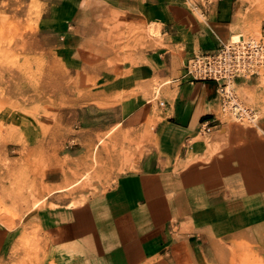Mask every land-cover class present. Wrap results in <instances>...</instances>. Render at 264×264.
I'll list each match as a JSON object with an SVG mask.
<instances>
[{"label":"crops","instance_id":"0c3cea01","mask_svg":"<svg viewBox=\"0 0 264 264\" xmlns=\"http://www.w3.org/2000/svg\"><path fill=\"white\" fill-rule=\"evenodd\" d=\"M41 2L40 34L49 48L65 56L76 48L73 44L89 21L101 15L95 5L160 24L159 45L145 53L151 77L144 84L149 88L153 76L167 81L155 107L148 102L132 109L122 104L97 108L111 110L112 121H89L90 134L119 127L120 133L148 135L144 140H111L127 147L125 157L106 154L103 140L88 136L84 144L95 145L98 172L107 169L96 192L73 205L63 199L67 189H55L13 227L0 221V264L28 254L34 264H144L153 259L162 264L227 263L246 250L264 260V135L233 124L220 134V124L209 125L219 109L216 82L181 77L193 55L213 51L227 40L233 1L200 6L201 16L180 0ZM66 58L73 60V55ZM235 84L256 99L262 96L259 76L236 78ZM204 124L210 131L207 140ZM82 152L67 153L65 166L88 167ZM62 182L58 170L45 174L50 187Z\"/></svg>","mask_w":264,"mask_h":264},{"label":"rangeland","instance_id":"374dc122","mask_svg":"<svg viewBox=\"0 0 264 264\" xmlns=\"http://www.w3.org/2000/svg\"><path fill=\"white\" fill-rule=\"evenodd\" d=\"M180 1L201 16L198 7L216 0ZM232 1L234 23L224 43L233 41L235 34L264 42V0ZM44 8L41 0H0V221L11 227L25 213L42 206L55 189H67L63 199H70L73 205L95 193L107 169L98 172L95 145L87 146L84 140L88 136L103 140L100 146L106 154L125 157L127 147L111 140H144L148 134L120 133L119 127L90 134L87 123L112 121V111L97 112L98 107L122 104L132 109L148 102L155 107L167 81L153 76L149 88L144 84L151 77L145 53L159 45L160 24L146 23L139 16L117 12L107 5H95L101 15L89 21L88 32H82L81 40L73 44L76 48L67 50L65 56L63 51L49 48L40 34ZM78 33L81 37V30ZM70 54L73 60L66 58ZM258 76L260 99L235 82L232 85L235 96L254 110V123L239 122L218 109L217 120L209 125L220 124V134H227L233 124L264 135V66ZM209 133L202 132L206 140ZM84 150L88 167L80 171L79 167L65 166L67 153L81 154ZM54 170L62 173L63 182L50 187L45 174ZM24 245L32 252L31 242L25 239ZM9 264L34 262L28 254ZM144 264L162 263L153 259ZM202 264H264V260L246 250L231 256L227 263Z\"/></svg>","mask_w":264,"mask_h":264},{"label":"built area","instance_id":"2783aa9c","mask_svg":"<svg viewBox=\"0 0 264 264\" xmlns=\"http://www.w3.org/2000/svg\"><path fill=\"white\" fill-rule=\"evenodd\" d=\"M264 66V42L254 38H243L238 41L222 43L217 49L193 55L185 66L182 78L189 81L213 80L216 82L219 97V111L229 114L239 122L254 123L255 112L244 105L227 88L236 78L251 77L259 74ZM217 120L214 115L212 121ZM203 131H209L204 124Z\"/></svg>","mask_w":264,"mask_h":264},{"label":"bare ground","instance_id":"6f19581e","mask_svg":"<svg viewBox=\"0 0 264 264\" xmlns=\"http://www.w3.org/2000/svg\"><path fill=\"white\" fill-rule=\"evenodd\" d=\"M239 37H240V35H236L235 34V35L232 36V40L233 41H238L240 39ZM259 73H260V71H259ZM258 75H256V76H258ZM246 77H248V76H246ZM246 77H242V78H246ZM248 78H250V77H248ZM234 82H235V80L234 81H231V83L228 84L227 88H232V85L234 84Z\"/></svg>","mask_w":264,"mask_h":264}]
</instances>
